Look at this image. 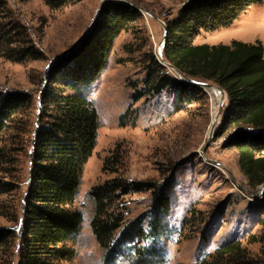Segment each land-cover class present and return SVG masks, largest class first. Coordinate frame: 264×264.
<instances>
[{"label": "trees", "instance_id": "trees-1", "mask_svg": "<svg viewBox=\"0 0 264 264\" xmlns=\"http://www.w3.org/2000/svg\"><path fill=\"white\" fill-rule=\"evenodd\" d=\"M53 10L84 0H43ZM264 0H189L177 18L165 20L169 32L163 49L166 62L186 76L222 87L229 106L215 138H225L224 148L238 151L239 168L251 188L264 184V45L233 40L231 44H195L204 32L230 27L249 7ZM144 19L136 8L115 1L100 7L83 39L63 54L44 77H36L40 98L36 106L33 139L25 137L35 108L33 95L16 90L0 91V196L19 188L20 156L31 146L30 184L24 196L19 231L0 228L1 264H67L77 256L71 245L84 229V212L76 208L82 176L98 141L99 112L87 91L107 69L119 36L139 33L135 25ZM143 47L137 51H143ZM144 77L129 83L132 104L120 116L122 127L135 125L140 100L169 91L175 96L174 111L191 105L197 85L171 74L153 53L143 52ZM0 57L15 63L44 59L27 28L0 0ZM127 158L121 147L111 151L103 172L115 174L93 186L88 199L93 203L90 230L107 261L132 259L133 264H167L166 247L160 240L168 229L172 210L170 182L129 180L123 171ZM150 193L147 214L128 220L126 198ZM3 215L19 223L15 205L3 206ZM147 221V227L144 223ZM185 222V221H184ZM263 232L251 243L261 244L262 258H253L243 243L232 241L215 249L200 264H264Z\"/></svg>", "mask_w": 264, "mask_h": 264}, {"label": "rangeland", "instance_id": "rangeland-1", "mask_svg": "<svg viewBox=\"0 0 264 264\" xmlns=\"http://www.w3.org/2000/svg\"><path fill=\"white\" fill-rule=\"evenodd\" d=\"M102 1L84 0L53 10L43 0H6L14 17L27 28L36 48L44 55L42 60L23 64L0 57V91L22 90L33 95L35 108L26 142L27 138L33 139L36 106L40 89H43L36 86V77H44L63 54L83 39L92 27ZM130 1L165 23L167 19L177 18L189 0ZM135 25L139 33L136 35L131 30L119 36L107 69L85 91L96 104L101 126L97 146L84 169L76 203V208L84 212V229L71 244L76 248L77 256L67 264H133L132 259L125 257L111 262L105 260L90 230L93 203L88 199V192L115 176L104 173L103 164L117 147H121L127 158V166L122 172L125 178L170 182L172 210L167 218V232L160 239L166 247L167 264H200L215 249L232 241L242 242L253 258L261 259V244L250 240L263 232L260 221L264 216V187L263 184L257 188L248 185L239 168L238 151L224 148L225 138H209L214 125L210 90L198 93L191 105L177 113L174 111L175 96L169 91L148 102L140 100L134 106L139 110L136 124L120 126V116L132 104L133 91L128 85L144 77L143 52L152 46L155 55L156 47L164 39L163 25L148 15ZM233 40L261 41L264 45V2L249 7L230 27L202 33L195 39V44H231ZM141 46H144L143 51H137ZM228 106L229 100L224 109ZM208 141L209 147L204 151ZM27 144L19 161L18 190L0 196V228L16 227L19 231L22 223L23 198L30 184L31 171V146ZM126 200L130 221L147 214L151 195L135 193ZM10 205L16 207L18 224L3 215V206ZM147 224L146 221L145 228ZM14 264H17V256Z\"/></svg>", "mask_w": 264, "mask_h": 264}, {"label": "water", "instance_id": "water-1", "mask_svg": "<svg viewBox=\"0 0 264 264\" xmlns=\"http://www.w3.org/2000/svg\"><path fill=\"white\" fill-rule=\"evenodd\" d=\"M106 1H115V2H120V3H124V4H127V5H130V6L134 7V8H136V9H138L144 16L148 15L151 18H153L154 20L160 22L163 25V28H164V39L160 43V45L156 47V51H155V55H156L157 59L159 60V62L163 66L167 67L172 72H174L179 79H181V80H183L185 82H189V83H192L194 85H197V86H199L200 88H202L205 91L207 89H211V88H218L220 90V92L223 95L227 96V98H228V95H227L226 91L222 87L218 86L217 84L211 83V82H205V81H199V82L195 81L194 79L186 76L185 74L180 72L178 69H176L173 65L169 64L168 62H166L164 60L163 49H164V45H165V42H166L167 34L169 32V28L167 27L166 23L162 22L157 16H155L154 14H152L151 12L146 10L145 8L141 7L140 5L134 3V2H132L130 0H103L102 4L105 3ZM159 47H161V52L160 53H159ZM227 108L224 109L223 103L221 104V108H220L219 114H218V118H220V122H219V124L217 126H220V124L222 122V119H223V116L226 113ZM217 126H214L212 124V131H211V133L209 135L210 139H212L216 135V127ZM209 144H210V141H208L207 144L205 145L204 151L207 150V148L209 147ZM263 187H264V184L262 185V188ZM260 192H259V194L256 195L257 197H258V195H260Z\"/></svg>", "mask_w": 264, "mask_h": 264}, {"label": "bare ground", "instance_id": "bare-ground-1", "mask_svg": "<svg viewBox=\"0 0 264 264\" xmlns=\"http://www.w3.org/2000/svg\"><path fill=\"white\" fill-rule=\"evenodd\" d=\"M247 35L249 32L246 33ZM257 34V33H256ZM161 52V47H159V53ZM210 90L212 93V98H213V109H212V120L214 123V126L219 123L220 118H218L219 110L221 108V104L223 103V106L225 102H227V96L223 95L218 88H211L207 89L206 92ZM212 131V128L210 129V133ZM210 135V134H209Z\"/></svg>", "mask_w": 264, "mask_h": 264}]
</instances>
